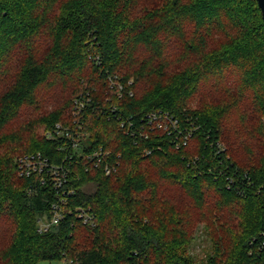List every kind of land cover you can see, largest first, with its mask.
<instances>
[{
  "label": "trees",
  "instance_id": "1",
  "mask_svg": "<svg viewBox=\"0 0 264 264\" xmlns=\"http://www.w3.org/2000/svg\"><path fill=\"white\" fill-rule=\"evenodd\" d=\"M77 122L111 175L47 139ZM36 153L73 190L42 234L56 190L17 167ZM41 262L264 264L257 0H0V264Z\"/></svg>",
  "mask_w": 264,
  "mask_h": 264
},
{
  "label": "built area",
  "instance_id": "2",
  "mask_svg": "<svg viewBox=\"0 0 264 264\" xmlns=\"http://www.w3.org/2000/svg\"><path fill=\"white\" fill-rule=\"evenodd\" d=\"M111 85L115 86L114 79H109ZM131 84V83H130ZM119 89L121 87L119 86ZM84 104L78 99L74 101V117H80ZM148 118L156 119V115H150ZM167 119V118H166ZM174 126L176 122L169 120ZM79 124V123H78ZM159 127L162 126L158 123ZM80 125V124H79ZM82 126L63 127L57 124L53 130L46 134L47 139H59L62 149L72 150L78 159L86 160L94 168H103L106 176L111 175L115 170L110 163L111 153L103 148L90 149L87 144L89 135L83 132ZM72 158V157H70ZM18 172L21 177L32 179L39 177L42 184L46 182L56 190L57 200L51 204L50 216L38 218V232L45 233L53 226L58 225L65 217L67 206V199L73 194L71 188L67 189L66 178L69 170L63 165L53 164L48 158L40 153L30 154L20 157L17 160ZM74 216L84 226H94L95 217L89 209L76 208Z\"/></svg>",
  "mask_w": 264,
  "mask_h": 264
},
{
  "label": "rangeland",
  "instance_id": "3",
  "mask_svg": "<svg viewBox=\"0 0 264 264\" xmlns=\"http://www.w3.org/2000/svg\"><path fill=\"white\" fill-rule=\"evenodd\" d=\"M71 88L72 87L67 88L66 90L71 91ZM45 108L49 109L50 107H45ZM73 116H74V105H73ZM61 126H62V128L63 127H72L70 125H68V126L61 125ZM77 126H80L78 124V122H77ZM83 132L85 134L89 135L84 129H83ZM92 187H93L92 185H87L86 189L90 190V189H92ZM209 248L210 247H209V243H208V240L206 238V235L204 234L202 228H200V230H198V234L195 238V242L193 244L192 251H193L194 255H196L197 257L203 258L205 256L206 252L209 251ZM40 264H68V263H66V262H64V263H61V262H41Z\"/></svg>",
  "mask_w": 264,
  "mask_h": 264
},
{
  "label": "water",
  "instance_id": "4",
  "mask_svg": "<svg viewBox=\"0 0 264 264\" xmlns=\"http://www.w3.org/2000/svg\"><path fill=\"white\" fill-rule=\"evenodd\" d=\"M258 6L260 8L261 14H262V19L264 22V0H257Z\"/></svg>",
  "mask_w": 264,
  "mask_h": 264
}]
</instances>
